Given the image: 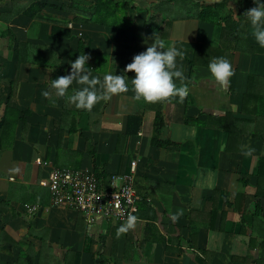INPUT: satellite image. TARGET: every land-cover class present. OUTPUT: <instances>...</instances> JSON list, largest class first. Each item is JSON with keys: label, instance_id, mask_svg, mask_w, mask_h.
I'll use <instances>...</instances> for the list:
<instances>
[{"label": "crops", "instance_id": "0c3cea01", "mask_svg": "<svg viewBox=\"0 0 264 264\" xmlns=\"http://www.w3.org/2000/svg\"><path fill=\"white\" fill-rule=\"evenodd\" d=\"M95 1L0 0V28L8 33L0 38V122L6 106L23 112L8 148L0 151V264H264V48L243 15L255 5L112 0L123 6L106 13L107 25L104 11L98 22L87 20ZM35 2L44 6L27 16L23 10ZM218 2L221 13L244 17L237 34H222L202 19L201 8ZM170 16L167 35L159 37ZM53 25L68 27L71 35L53 36ZM155 38L184 51L177 63L186 79L176 81L187 88L183 103L177 97L156 103L134 97L135 73L126 72V65ZM18 42L29 46L18 51ZM76 51L89 55L92 75H120L128 91L104 98L97 85L91 110L70 102L83 87L75 81L65 97H57L51 82L68 74ZM217 57L234 69L223 88L207 70ZM158 109L160 139L169 141L163 147L151 143ZM226 113L244 121L239 127L245 132L234 129ZM131 115H140L142 124L126 135ZM222 128L231 129L229 142ZM133 161L138 219L132 227L107 218L89 224L80 211L51 206L54 169L92 170L105 182L129 174Z\"/></svg>", "mask_w": 264, "mask_h": 264}, {"label": "clouds", "instance_id": "9594fccd", "mask_svg": "<svg viewBox=\"0 0 264 264\" xmlns=\"http://www.w3.org/2000/svg\"><path fill=\"white\" fill-rule=\"evenodd\" d=\"M254 7L247 9L243 15L252 29V36L257 44L264 48V0H253ZM89 55L79 54L70 62L67 75L58 76L52 80L50 87L55 89L57 97H65L70 85L75 81L83 87L75 90L68 98L76 108L91 110L98 101L97 85L104 98L111 94L128 91L125 79L120 75L105 74L103 78L94 76L89 71L87 61ZM184 51L177 48L175 42L167 45L164 41L154 39L143 52L133 56L132 61L126 65L125 71L135 73L131 80L132 91L136 100L145 103H156L177 97L183 103L186 95V86H177L176 81L183 82L186 78L178 66V59L183 60ZM207 70L221 88L226 87L229 78L234 75L230 62L217 57L209 61ZM47 96V92L44 93ZM175 219V217H173ZM135 217H129L127 227L134 225ZM123 230V229H122Z\"/></svg>", "mask_w": 264, "mask_h": 264}, {"label": "built area", "instance_id": "2783aa9c", "mask_svg": "<svg viewBox=\"0 0 264 264\" xmlns=\"http://www.w3.org/2000/svg\"><path fill=\"white\" fill-rule=\"evenodd\" d=\"M38 163L46 164L38 160ZM136 161L129 174H113L105 182L92 170L54 169L49 176L51 206H67L83 213L89 224L107 218L126 225L129 217L137 221L138 196L134 184ZM30 212L39 205H26Z\"/></svg>", "mask_w": 264, "mask_h": 264}, {"label": "trees", "instance_id": "16d2710c", "mask_svg": "<svg viewBox=\"0 0 264 264\" xmlns=\"http://www.w3.org/2000/svg\"><path fill=\"white\" fill-rule=\"evenodd\" d=\"M244 1H250L251 2V5H254L253 1L251 0H244ZM36 3V4H35ZM34 4H31L30 6L27 7V9L23 10L24 13H26L27 16H30V17H34L41 9L42 7L44 6L43 4H40L38 2H35ZM172 3V1H171ZM112 0H96L94 5L91 7V14H90V17L87 19L88 21H96L98 22L99 18L101 17V13L104 11V16L102 18V23H104L105 21H103V19L105 17H109V16H106V13H111L113 14L114 12L116 11H119L121 9V7L123 6V4H113ZM125 4V2H124ZM223 6V3L222 2H218V3H215L211 6H206V7H203L201 8V12H200V15L202 17V19L204 20V18H208L213 24H215L216 26H218L221 31L223 32L222 34H229V33H235L237 34V31L236 29L239 28V26H242L243 25V19L244 17H240L239 20H235L233 17H231L230 15V10L228 9H225L224 12L222 11V13L220 12V8H222ZM61 9H68L67 6H61L60 7ZM205 14L207 16H205ZM110 18V17H109ZM109 18H106L107 21H109ZM172 18L173 17H169V18H166V22L164 23L165 25V34L160 32V34H158L159 37H162L163 35H167L168 33V30L171 26V23H172ZM101 19V18H100ZM111 19V18H110ZM86 20V21H87ZM222 20H224V23H225V26H223V22ZM104 24H107V25H110L111 24V21L109 22H105ZM116 25V27H118L119 29L121 30H125L126 27H119L117 26L118 24H114ZM244 30V29H243ZM163 31V30H162ZM8 33L6 31H3L2 28H0V38H3L4 36H8L7 35ZM221 34V35H222ZM52 35L53 36H59V35H63L64 37L66 36H70L71 35V30L68 29V27H62V26H59V25H53L52 26ZM235 37H239V35H235ZM243 39V38H242ZM242 42L241 38H240V41L237 43L238 45ZM28 44H23V43H20L18 42L17 43V49L18 51L23 49V48H28ZM31 47V45H30ZM83 47V45H80V51H81V48ZM72 55H79V53L76 51V52H72ZM196 63H198L197 61H192L191 64L192 66L195 65ZM252 79H253V76H250L249 77V85L248 87L252 84ZM249 91L248 93L245 94V103L248 102V95H249ZM244 107V105H243ZM246 109L244 108L243 109V112H247L245 111ZM23 112L21 111H17L11 107H7L4 109V113H3V118L0 122V151L8 148L9 144H7L10 140V133L13 132L14 130V127L17 125L18 121L21 120V115H22ZM225 118L226 120L228 119L232 124H233V128L234 129H238V130H242L240 127H239V124L240 123H244V121H239L235 118L232 117V115L230 113H226L225 115ZM186 121H189V122H193L195 124H198L200 125L199 121L197 120H192V119H189V118H186ZM163 114L161 113V110L158 109L156 110V113H155V118H154V136L152 138V145H155V146H166V145H169V141H164V140H161L160 139V132H161V129L163 127ZM142 124V117L140 115H131L128 117L127 119V129H126V135H131V134H134V133H137L138 130L140 129V126ZM224 131H226L227 133V138H228V142L231 140V137H232V133H231V129H227V128H222ZM243 132H245V130L243 129L242 130ZM252 134L254 136L257 135V133H253ZM264 162L262 161L260 163V166H259V170H261L262 166H263ZM259 170H258V175H259ZM98 177L101 175H98L96 174ZM259 177V176H258ZM29 264H32V261H30Z\"/></svg>", "mask_w": 264, "mask_h": 264}, {"label": "rangeland", "instance_id": "374dc122", "mask_svg": "<svg viewBox=\"0 0 264 264\" xmlns=\"http://www.w3.org/2000/svg\"><path fill=\"white\" fill-rule=\"evenodd\" d=\"M180 13H182V11Z\"/></svg>", "mask_w": 264, "mask_h": 264}]
</instances>
